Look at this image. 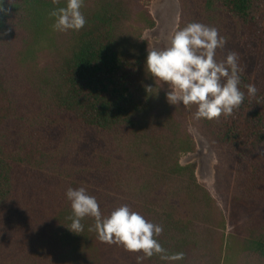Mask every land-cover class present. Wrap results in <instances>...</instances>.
Instances as JSON below:
<instances>
[{"label":"trees","instance_id":"1","mask_svg":"<svg viewBox=\"0 0 264 264\" xmlns=\"http://www.w3.org/2000/svg\"><path fill=\"white\" fill-rule=\"evenodd\" d=\"M149 1L83 0L85 26L61 32L50 13L67 0H4L0 264H137L142 253L98 239L94 218L80 234L68 229L70 187L105 216L128 205L161 225L162 247L184 253L177 264H264V59L251 47L264 0H179L177 30L198 22L243 46L225 58L216 50L218 62L238 54L245 96L211 121L170 104L167 84L146 72L144 32L157 24ZM192 124L216 154L215 194L181 162L198 149Z\"/></svg>","mask_w":264,"mask_h":264},{"label":"clouds","instance_id":"2","mask_svg":"<svg viewBox=\"0 0 264 264\" xmlns=\"http://www.w3.org/2000/svg\"><path fill=\"white\" fill-rule=\"evenodd\" d=\"M55 2V0H54ZM83 0H67L66 6L54 9L50 16L55 18L53 29L66 32L79 31L86 24L81 11ZM4 0H0V13L8 14ZM226 44L215 27L193 22L176 30L164 49H148L145 67L155 83L167 84L166 99L172 105L185 107L195 105L196 120H214L221 115L229 116L244 100L241 91V73L238 54L230 52L223 61L216 60V50ZM249 95L256 93L252 84L245 86ZM153 89L146 86V91ZM67 200L71 206L70 231L80 234L81 221L85 217L95 219L98 239L109 244H118L125 251L142 253L137 255V264L147 258L159 255L167 264H177L184 259L183 252L169 254L157 239L163 227L148 221L128 205L115 208L107 216L103 215L97 199L89 195L84 187L68 188Z\"/></svg>","mask_w":264,"mask_h":264},{"label":"rangeland","instance_id":"3","mask_svg":"<svg viewBox=\"0 0 264 264\" xmlns=\"http://www.w3.org/2000/svg\"><path fill=\"white\" fill-rule=\"evenodd\" d=\"M148 7L156 19V26L153 29H148L144 32V37L149 42V48L164 49L168 46L170 36L177 30L181 20V3L179 0H150ZM258 37L256 42L251 44L254 48L256 60L264 59V17L258 25ZM243 48L242 44L236 41H231L225 44L222 48V55L225 58L227 52L231 49ZM251 58V57H250ZM224 60V59H222ZM254 62V61H253ZM251 65V64H250ZM255 66L254 63H252ZM253 66L252 67L253 69ZM191 131L194 134L198 149L194 153H185L182 155L181 162L183 164H196L197 176L199 180L204 183L208 189L215 194V165L217 162L216 154L211 148L206 137L200 134L193 124ZM229 232V229H228Z\"/></svg>","mask_w":264,"mask_h":264}]
</instances>
